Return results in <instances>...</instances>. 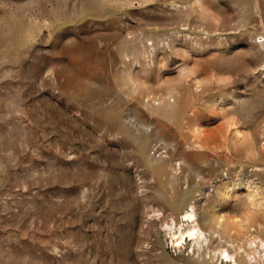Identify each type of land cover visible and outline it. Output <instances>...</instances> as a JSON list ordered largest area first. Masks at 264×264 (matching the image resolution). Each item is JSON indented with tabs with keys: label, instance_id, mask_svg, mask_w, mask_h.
<instances>
[{
	"label": "rangeland",
	"instance_id": "374dc122",
	"mask_svg": "<svg viewBox=\"0 0 264 264\" xmlns=\"http://www.w3.org/2000/svg\"><path fill=\"white\" fill-rule=\"evenodd\" d=\"M224 251L264 264V0H0V264Z\"/></svg>",
	"mask_w": 264,
	"mask_h": 264
},
{
	"label": "bare ground",
	"instance_id": "6f19581e",
	"mask_svg": "<svg viewBox=\"0 0 264 264\" xmlns=\"http://www.w3.org/2000/svg\"><path fill=\"white\" fill-rule=\"evenodd\" d=\"M171 102H173V101H171ZM177 166H178V163H177ZM162 175H164L163 170H161V172H160V178L162 177ZM251 206H252V211L250 214L251 217H249L247 221H249V220L252 221L253 218H257L258 216L261 215V211H263L261 205L257 206L254 202H252ZM196 211L197 210L195 209V203H194V205L190 204L186 208V210L184 211L182 219H181L183 221V225L181 227H179V229L174 231V233H173L172 241H173V244L176 245L177 247L184 245L187 241H191L193 244H196L198 246L199 250H201L203 242L207 241L206 233L204 232V230L202 229V227L199 224ZM207 220H210L213 229L218 228V230L222 233H226L227 229L230 227V225H232L228 219H226L223 216L218 215L217 213H215V211L213 209H209ZM254 223H256V222L254 221ZM173 224H175L174 220H172V225ZM258 225L260 227L263 226L261 221H258ZM250 245H251V243H250ZM221 254H224L225 258L228 259L230 262L234 260V257L231 256L228 251H224ZM235 263L236 262L233 261V264H235Z\"/></svg>",
	"mask_w": 264,
	"mask_h": 264
}]
</instances>
